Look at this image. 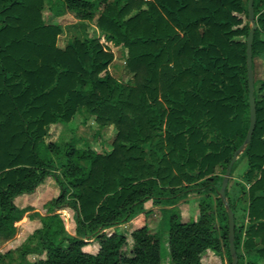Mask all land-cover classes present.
<instances>
[{"label":"trees","instance_id":"16d2710c","mask_svg":"<svg viewBox=\"0 0 264 264\" xmlns=\"http://www.w3.org/2000/svg\"><path fill=\"white\" fill-rule=\"evenodd\" d=\"M46 7L55 17L68 12L81 21L100 9L96 28L125 50L131 79L109 74L113 54L98 39L57 47L61 28L46 23ZM253 10L252 69L255 57L264 59V0H253ZM250 28L247 0H0V241L13 237L24 213L15 198L49 177L59 189L49 211L71 210L75 233L63 232L58 215L42 219L36 243L15 264H162L158 233L146 224L132 229L126 254V233L117 226L146 201L171 205L190 193L204 194L195 221H180L175 208L162 211L166 264H202L207 252L220 253L221 242L231 264L218 194L223 177L214 172L218 166L225 172L248 129ZM253 96L254 129L241 153L248 186L239 187L246 225L234 227L236 264L264 261V84L256 89L254 81ZM78 108L99 129L113 128L108 151L44 141ZM225 197L234 214L226 190ZM92 240L97 251L83 250Z\"/></svg>","mask_w":264,"mask_h":264},{"label":"rangeland","instance_id":"374dc122","mask_svg":"<svg viewBox=\"0 0 264 264\" xmlns=\"http://www.w3.org/2000/svg\"><path fill=\"white\" fill-rule=\"evenodd\" d=\"M245 3V0H243ZM100 9L93 12V16L89 20L81 21L76 19L71 13L65 12L61 16L55 17L52 12L46 7L44 18L47 24H57L61 28V33L57 37V47L64 48L73 39L82 40L85 37L98 39L103 47L113 54V60L108 65L109 74L120 82H126L131 79V74L125 67L126 53L120 47H116L104 41L101 32L96 28L95 22ZM264 39V36L262 37ZM253 79L256 82V89L264 84V59L255 57L253 59ZM261 95V92L258 93ZM114 135V130L111 126L104 129H99L94 117L90 116L84 108H78L74 116L68 123H60L52 125L49 129V134L44 138V141L51 142L59 146L64 144L73 146L76 149L93 148L99 153L106 152L111 147V141ZM55 158V156H54ZM246 168V160L242 158L241 153L237 156L233 163L227 184V195L235 204V212L233 214L234 227L236 230L243 229L246 225V194L241 190L240 185L245 187L248 184L242 178V172ZM226 170V169H225ZM225 173V172H224ZM222 167L218 166L214 174L218 177H223ZM55 175L61 180L64 176V169L61 162L56 160ZM58 185L52 178H47L32 194L22 195L15 198V205L24 211L21 219L17 221L15 233L13 237L6 241H0V264H15L19 261L22 250L28 246L34 245L36 239L33 237L35 230L41 227L42 219L58 215L62 222L63 232L68 236H74V221L72 211L69 209H58L49 211L53 199L58 195ZM204 194L190 193L184 198L178 200L171 205H154L151 201H146L142 205V212L131 220L117 226L119 231L126 233L127 246L126 254H129L131 249V239L129 233L132 229L146 224L151 233H158L160 236V258L161 263L166 264L168 257L165 236L167 225L161 224L163 217V209L175 208L178 211L180 221L188 222L195 221L199 216V200ZM214 196L212 199L214 200ZM49 211V212H48ZM213 220L218 232V224L216 221L215 208L212 209ZM112 230L115 227L111 228ZM221 250L219 254L207 252L202 257V264H228L226 252L220 243ZM98 244L92 240L83 248L89 253L97 251ZM239 253L243 250L239 247ZM35 255H28L29 261L35 260ZM256 264H264V261L255 258Z\"/></svg>","mask_w":264,"mask_h":264},{"label":"water","instance_id":"95a60500","mask_svg":"<svg viewBox=\"0 0 264 264\" xmlns=\"http://www.w3.org/2000/svg\"><path fill=\"white\" fill-rule=\"evenodd\" d=\"M247 17L251 23L250 31L246 38V78H247V86H248V106H249V125L246 132L245 139L241 146L233 153L230 162L228 163L224 176L221 181V185L218 191L219 197L223 202L226 211H227V239H228V250L231 256V264L237 263V256L236 251L234 248L233 240H234V218L233 212L229 207V204L225 197V190L228 184V179L231 171V167L235 162L237 156L242 153L245 146L249 143L252 137L254 124H255V99L253 96L254 92V79H253V69H252V38L253 32L256 28L255 25V17H254V10H253V0H247Z\"/></svg>","mask_w":264,"mask_h":264}]
</instances>
